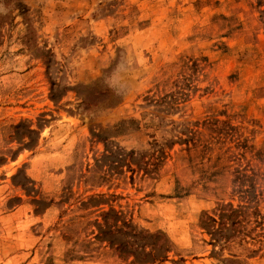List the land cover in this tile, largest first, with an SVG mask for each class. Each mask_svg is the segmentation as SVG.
I'll return each mask as SVG.
<instances>
[{
    "label": "rangeland",
    "instance_id": "1",
    "mask_svg": "<svg viewBox=\"0 0 264 264\" xmlns=\"http://www.w3.org/2000/svg\"><path fill=\"white\" fill-rule=\"evenodd\" d=\"M123 222L264 264V0H0V264H162Z\"/></svg>",
    "mask_w": 264,
    "mask_h": 264
},
{
    "label": "trees",
    "instance_id": "2",
    "mask_svg": "<svg viewBox=\"0 0 264 264\" xmlns=\"http://www.w3.org/2000/svg\"><path fill=\"white\" fill-rule=\"evenodd\" d=\"M242 198H245L242 196ZM221 208V207H220ZM225 211H227V218H234L238 214V207H233L230 203L225 205L224 207ZM216 221L214 217L210 216L206 211H202L200 215V226L206 227V229L209 230V233L212 234L216 232V228L214 227ZM235 222L233 221L232 224ZM221 224V223H220ZM124 230L122 231L123 234L129 235L128 232H131L134 236H138L139 239H144L146 236L149 237H159L156 242H144L142 244L136 245L138 248H141L140 251H138V254L140 258L142 259H148L150 262H155L158 261L159 263H164L167 261V253L171 251L172 248V243L168 240V238L162 233V232H156V233H148L144 231L143 229H140L138 232H136L134 227L129 225L127 222L122 223ZM218 229V228H217ZM113 229L110 230V232L113 234ZM116 230L115 232H117ZM214 239V238H213ZM134 243H129L128 241L123 242H118L117 246L118 249L117 251L123 255L126 254H134V251H131L130 248H132ZM146 246H149V250H146ZM128 248V250H127ZM136 250V247H135Z\"/></svg>",
    "mask_w": 264,
    "mask_h": 264
}]
</instances>
